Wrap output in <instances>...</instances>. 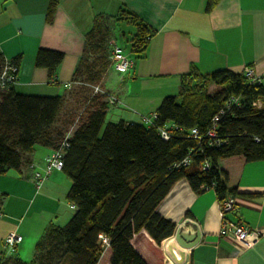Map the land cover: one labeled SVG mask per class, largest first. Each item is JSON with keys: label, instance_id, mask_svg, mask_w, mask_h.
<instances>
[{"label": "crops", "instance_id": "obj_1", "mask_svg": "<svg viewBox=\"0 0 264 264\" xmlns=\"http://www.w3.org/2000/svg\"><path fill=\"white\" fill-rule=\"evenodd\" d=\"M49 2L0 0V57L21 58L13 86L18 94H67L94 20L99 14L118 15L121 9L138 15L155 34L145 51L137 53L129 43L137 28L129 23L116 27L113 40L135 63L125 76L110 68L103 78L102 86L120 100L118 106H109L107 123H142L144 116L155 114L165 97L178 94L181 77L192 67L201 74L244 73L250 67L263 75L264 86V0H220L211 11H207L208 0H61L53 22L47 23ZM126 34L130 37L127 48L117 40ZM39 49L64 53L52 78L47 69L36 66ZM53 151L37 145L26 156L29 165L21 172L0 175V258L31 261L47 225L64 226L75 213L67 200L71 181L62 170H54L42 181L34 177L31 165H42ZM218 167L228 174L229 186L237 189L239 217L261 234L253 247L245 248L232 235H220L215 192L197 194L186 179L174 184L157 212L176 227L189 218L198 224L202 239L187 249L185 264H264V160L247 162L233 156L220 160ZM10 233L22 240L16 252L5 254L4 239ZM172 237L158 245L142 230L132 244L148 264H175L165 252ZM111 255L108 248L98 264H110Z\"/></svg>", "mask_w": 264, "mask_h": 264}, {"label": "trees", "instance_id": "obj_2", "mask_svg": "<svg viewBox=\"0 0 264 264\" xmlns=\"http://www.w3.org/2000/svg\"><path fill=\"white\" fill-rule=\"evenodd\" d=\"M60 1L50 0L47 23L53 22ZM219 1L208 0L207 11ZM122 23L137 28L129 41L137 53L145 51L155 34L138 15L126 9L115 16L96 17L86 34L84 53L72 81L82 84L83 92L77 97L87 104L83 108L86 118L72 132V128H56L67 94L33 96L18 94L13 87L0 89V175L10 170L21 172L29 165L26 156L35 146L56 150L67 139L62 171L71 181L67 200L75 207L66 225H47L31 261L3 255L0 264H98L103 254L100 234L110 239V264H148L132 240L145 230L160 245L174 234L175 223L163 218L157 208L177 181L186 179L197 194L204 192L203 186L214 188L222 204L235 197L237 189L229 186L228 174L219 169V161L233 156H242L247 162L264 160V86L248 83L243 73L219 70L201 74L192 67L181 77L178 94L161 102L154 127L125 121L107 123L109 105L90 87L102 85L110 66L111 42ZM63 59L60 51L39 49L36 66L47 69L52 78ZM13 61L20 64L21 58ZM2 63L0 57V66ZM194 79L204 85L193 88ZM209 85L214 86L212 91ZM231 97H240L242 104L219 120L218 133L226 144L219 148L205 146L204 154L194 152L189 166L174 169L173 165L197 145L188 137L190 131L205 132ZM255 102L260 105L254 106ZM172 126L182 132L165 141L158 128ZM206 161L211 164L210 170L203 169Z\"/></svg>", "mask_w": 264, "mask_h": 264}, {"label": "built area", "instance_id": "obj_3", "mask_svg": "<svg viewBox=\"0 0 264 264\" xmlns=\"http://www.w3.org/2000/svg\"><path fill=\"white\" fill-rule=\"evenodd\" d=\"M110 67L117 71L121 76L128 74L134 66V57L127 53L124 48H122L117 41L111 42V52L109 56ZM20 64H17L13 60L4 59L3 63L0 66V89L6 90L12 88L19 78ZM244 76L248 83L261 84L263 75L256 73L252 68L247 67L244 70ZM74 83L70 82L67 84L69 88L72 87ZM93 87V93L99 94L104 97V100L108 103L109 106L114 107L120 104L119 98L114 95L111 91L105 89L101 85H95ZM240 97H231L226 106L216 115L211 122L210 127L205 132H200L198 129H192L188 135L189 138H193L197 141V145L194 150H190L188 155L182 161L175 163L173 165L174 169H179L182 167L189 166L192 162V157L194 152L197 151L200 154H204V147H213L219 148L222 145L226 144V140L218 133L219 120L220 118L230 113L233 107L241 106ZM259 102H255L254 106L258 107ZM156 114H153L150 117L144 116L142 123L148 127L155 126ZM159 134L165 141L170 140L175 136V132H182V129L178 126H172L171 128H158ZM258 141V139H256ZM69 146L67 139H65L60 147L53 151V153L44 159V163L32 164L34 169V177L37 181H42L49 177V175L54 170H62L64 166L63 158L66 152V148ZM203 169L210 170V162H205ZM214 185V184H213ZM214 187V186H213ZM203 191H210L214 188L209 186H203ZM74 207V206H73ZM220 208V218H221V227L220 235L225 237L227 235H232L237 241H239L245 248L253 247L257 241L260 239L261 234L253 231L249 226H247L239 217L240 209L236 204L235 197H230L222 204H219ZM136 234L134 235V237ZM100 242L102 244L103 252L110 248V239L104 235H99ZM21 236L16 233L8 234L4 239V246L6 249L5 254L9 252H16L17 245L21 242ZM6 256V255H5Z\"/></svg>", "mask_w": 264, "mask_h": 264}, {"label": "rangeland", "instance_id": "obj_4", "mask_svg": "<svg viewBox=\"0 0 264 264\" xmlns=\"http://www.w3.org/2000/svg\"><path fill=\"white\" fill-rule=\"evenodd\" d=\"M129 38H130L129 35L126 34V38H125V35L124 36L121 35L120 39L117 37V40H119V43L121 45H123L127 48L128 47V41L130 40ZM109 69H110V66H109L108 70ZM203 85H204L203 82L199 81V80L194 79L192 82V87L196 88V89L202 87ZM81 87H82V84H78L76 82L72 85L71 89L68 91L67 95L69 98L67 100L66 107L64 108V110L61 114L60 120L56 124V128L61 129L64 127H68L69 130L72 128L71 129V131H72L75 128L79 127L85 121L86 113L84 112L83 108H85L87 106V104H86V102H83V103L80 102L78 97H77L79 92L80 93L83 92L81 90ZM213 87H214L213 85H209L208 90L212 91ZM90 88L93 91V87L91 86ZM74 95L76 96V98L74 97ZM103 254H104V252H103ZM103 254H102V256H103Z\"/></svg>", "mask_w": 264, "mask_h": 264}, {"label": "water", "instance_id": "obj_5", "mask_svg": "<svg viewBox=\"0 0 264 264\" xmlns=\"http://www.w3.org/2000/svg\"><path fill=\"white\" fill-rule=\"evenodd\" d=\"M173 237L165 245V252L175 264H185L187 249L196 246L202 239L198 224L186 219L175 229Z\"/></svg>", "mask_w": 264, "mask_h": 264}]
</instances>
